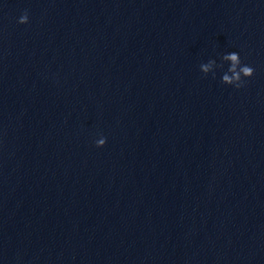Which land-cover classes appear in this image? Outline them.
I'll return each mask as SVG.
<instances>
[{
	"label": "clouds",
	"instance_id": "clouds-1",
	"mask_svg": "<svg viewBox=\"0 0 264 264\" xmlns=\"http://www.w3.org/2000/svg\"><path fill=\"white\" fill-rule=\"evenodd\" d=\"M28 13L25 11L18 20L20 24L28 23ZM222 61L229 62V68L221 78L222 84L231 85L239 89L244 85V78H251L254 75V68L248 65H243L239 53L231 52L224 54L222 56ZM222 67V65H217L215 60H209L207 63H202L200 65V70L205 75L210 72L215 75L214 68ZM106 144V138L101 137L96 141L97 147H103Z\"/></svg>",
	"mask_w": 264,
	"mask_h": 264
}]
</instances>
